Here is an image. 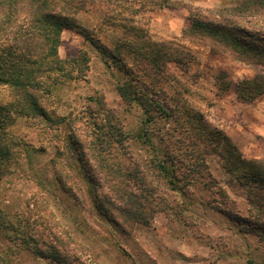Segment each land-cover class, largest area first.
Segmentation results:
<instances>
[{
	"label": "rangeland",
	"instance_id": "1",
	"mask_svg": "<svg viewBox=\"0 0 264 264\" xmlns=\"http://www.w3.org/2000/svg\"><path fill=\"white\" fill-rule=\"evenodd\" d=\"M242 1H86L77 19L81 28L65 30L59 47L66 69L81 74L60 85L52 108L58 115L80 117L76 126L86 132L93 120L107 123L87 112L89 98L112 111L124 142L114 147L121 170L111 186L139 196L144 220L123 232L105 219L98 206L107 212L108 189L93 192L63 140L69 132L18 119L9 129L19 144L16 155L0 175V264H60V258L64 264H264V239L249 231V191L225 170L218 135L245 160L264 158V96L247 103L233 91L261 69L183 37L191 18L219 21ZM117 7L153 41L183 47L195 57L190 65L169 64L158 88L150 89L170 113L150 124L137 104L120 97L126 77L110 60L106 64L97 48L113 50L122 36L117 25L103 21L108 8ZM233 19L257 37L264 34L263 27L258 32L262 17ZM0 100H9L7 91L0 90ZM59 146L62 157L56 158ZM160 162L170 176L161 173ZM58 169L61 184L54 174Z\"/></svg>",
	"mask_w": 264,
	"mask_h": 264
},
{
	"label": "trees",
	"instance_id": "2",
	"mask_svg": "<svg viewBox=\"0 0 264 264\" xmlns=\"http://www.w3.org/2000/svg\"><path fill=\"white\" fill-rule=\"evenodd\" d=\"M86 1L95 3L96 0H0V90L9 94V100H0V175L8 169L19 145L9 131L16 120H38L49 130H67L69 133L63 140H66L73 162L93 186V192L102 187L108 189L103 197L108 210L104 214L98 206L103 212L101 215L112 220L123 232L133 231L144 220V204L137 202L139 196L133 192L125 193L124 189L111 186V180L121 170L114 147L122 146L124 142V134L112 111L102 100L89 98L87 112L95 118H105L107 123L99 124L93 120L91 130L86 132L82 125L76 126L80 117L58 115L52 108L53 96L60 85L81 74L79 69H66L59 57V47L65 30L81 28L77 19ZM109 1L113 3V0ZM227 11L229 16L222 18L219 15V21L191 18L183 37L187 34L188 38L208 45L215 55L228 52L243 64L259 67L261 74L258 77L236 84L233 90L238 99L252 103L264 96V41L261 40L264 34L257 37L231 20L264 19V0H243ZM124 12L118 7L108 8L104 24L117 25L122 36L113 50L107 46L97 48L106 64L110 60L126 77L118 88L120 97L128 105L137 104L145 122L150 124L157 117L170 115L168 108L156 99L158 93L150 89L158 88L169 64L190 65L195 57L183 47L153 41L147 30L133 25L134 20ZM262 27L264 22L258 32ZM218 135L222 141L220 150L225 170L232 180L249 191L248 215L252 229L249 231L259 233L264 239V158L245 160L227 137ZM56 149V158H61L62 147ZM51 165L55 167L53 160ZM159 167L163 175L170 176L171 171L164 163L160 162ZM59 169L54 174L61 184ZM97 202L100 203L98 199ZM53 252V257L59 259L60 252L55 249ZM57 261L65 263L61 258Z\"/></svg>",
	"mask_w": 264,
	"mask_h": 264
},
{
	"label": "crops",
	"instance_id": "3",
	"mask_svg": "<svg viewBox=\"0 0 264 264\" xmlns=\"http://www.w3.org/2000/svg\"><path fill=\"white\" fill-rule=\"evenodd\" d=\"M170 1L176 2V1H181V0H170ZM198 1L201 2V3H203V2L207 3L206 1H210V3H213L212 2L213 0H198Z\"/></svg>",
	"mask_w": 264,
	"mask_h": 264
}]
</instances>
